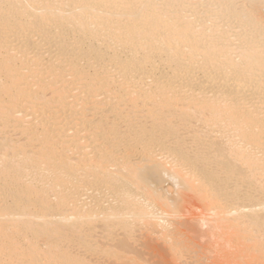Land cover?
<instances>
[{"label": "bare ground", "instance_id": "1", "mask_svg": "<svg viewBox=\"0 0 264 264\" xmlns=\"http://www.w3.org/2000/svg\"><path fill=\"white\" fill-rule=\"evenodd\" d=\"M182 193L264 264V0H0V264L178 255Z\"/></svg>", "mask_w": 264, "mask_h": 264}, {"label": "rangeland", "instance_id": "2", "mask_svg": "<svg viewBox=\"0 0 264 264\" xmlns=\"http://www.w3.org/2000/svg\"><path fill=\"white\" fill-rule=\"evenodd\" d=\"M190 195L192 196V194H190ZM190 195H189V193H182L179 195L178 200H179L180 205H178V207H179L178 210H179L180 219L181 218H183L184 220L186 218H187V220L195 219V221L192 220V223L189 221L190 225L192 224L190 226L189 230L192 233H194V232L196 233V235L193 234L196 238L195 237L191 238V240H195L196 242L195 241H194L195 243L193 241H191V242H193L194 244L198 243L197 245L188 243V237H190V235H188V234H191V233H190V231H188L186 229H188L187 227H189L188 226L189 224H187L186 221L184 223V220L181 219V221L184 224L182 225V223L181 224L179 223L180 226L179 225L178 226L180 228L185 226L186 227L185 229L182 228L185 230V232L183 233V236H185L187 234V243L185 241L186 244L185 243H184L185 245L182 244L183 245L181 247L182 249L180 248V250H179V254L183 253V254H181L183 256H180L179 254L176 255L175 253L173 254L170 249H169L170 251H168V248H169L168 247V241L163 240L161 234L159 235V234H157V233L155 234L154 232H151V231H150L151 233L149 232V230H151L152 228H153L152 230H160V231L165 230V228H161L157 224L148 227L147 228L148 230L145 227H141V229H138L136 231V233H134V236L130 240L131 241L134 240L135 243L130 242V244H132V246L130 245V247L127 249V250L131 251V252H128V255L133 256L132 255V252H133L134 255L139 257V260L141 259L140 260L141 262H147L148 264H220V263H222V261L224 259H222L220 257V253H219V251H217L218 249L221 250V247L219 248L218 244H220L222 242H220L221 240L216 239V237L218 238V236H216L217 231L215 230V228H213L214 229L213 230L212 229L213 226L210 224V223H213V221H212L213 217L204 208H201L202 207L201 206V200L199 201L195 197H191ZM203 209H204V212L202 211ZM201 211H202V216L204 215V217L201 216L202 218H204L203 220H201V217H198V216H200ZM205 214L210 215V216H208V218H207V215H205ZM210 217H211V219H210ZM208 219H210V221ZM174 224H176V222H174ZM186 224H187V226H186ZM210 225H211V227H210ZM176 226H177V224H176ZM178 230H180V229H178ZM184 230H180V231L183 232ZM186 231H188V232H186ZM211 231L213 232V234L211 233ZM218 231L220 233L221 230H218ZM119 232H116V233L119 234ZM197 232H202L203 234H197ZM99 235H100V233H99ZM213 235H214L215 239L212 237ZM116 238H118V237L116 236ZM98 239H99V237H98ZM214 240H216V241H214ZM99 241H101V240H99ZM103 241H105V240H103ZM200 242H203V243H200ZM215 242H218V244L216 243L217 247L215 245L213 246V244ZM190 245H192V246H190ZM189 246H190V248H189ZM131 247H133V248H131ZM184 247H187V248L184 249V251H182ZM187 249H188V252H190V250H191L192 253H190V254L192 256L188 255L189 253L186 251ZM194 249L196 252L194 251ZM130 253H131V255H130ZM184 253H188V254H184ZM169 254H170V256H169ZM208 254H209V256H208ZM175 255L177 256V258L173 257ZM212 255H214V256H212ZM215 256H219V257H215ZM103 257H102V259H103ZM106 259H107V261L110 260L107 257H106ZM106 259L104 257V260H106ZM142 259H144L145 261H143ZM218 259H219V261H218ZM95 260H96V263L94 262L95 264H97V262L99 264H101V263L107 264V261H104V260L101 261V256L99 257V261H97V259H95ZM95 260H93V261H95ZM224 261H223V264H225ZM109 262L110 261H108V263ZM110 263L114 264L112 261ZM115 264H117V262ZM118 264H120V262ZM121 264H122V262H121ZM226 264H231V263H226ZM232 264H234V263H232Z\"/></svg>", "mask_w": 264, "mask_h": 264}]
</instances>
